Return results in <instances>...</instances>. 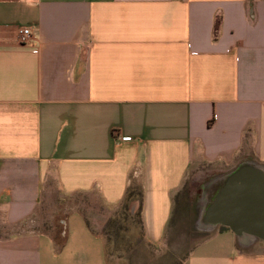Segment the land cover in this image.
Returning a JSON list of instances; mask_svg holds the SVG:
<instances>
[{
    "label": "crops",
    "instance_id": "crops-1",
    "mask_svg": "<svg viewBox=\"0 0 264 264\" xmlns=\"http://www.w3.org/2000/svg\"><path fill=\"white\" fill-rule=\"evenodd\" d=\"M197 162L230 171L195 223L216 180L245 162L264 173V0H0V264H122L133 252L111 254L106 228L125 213L162 255ZM53 184L95 194L102 229L74 202L59 242L29 230ZM200 222L221 228L179 264H264L254 232Z\"/></svg>",
    "mask_w": 264,
    "mask_h": 264
},
{
    "label": "rangeland",
    "instance_id": "rangeland-1",
    "mask_svg": "<svg viewBox=\"0 0 264 264\" xmlns=\"http://www.w3.org/2000/svg\"><path fill=\"white\" fill-rule=\"evenodd\" d=\"M228 169H230L229 166H214L197 162L191 167L189 172H187L183 187H181L179 192L180 196L178 202H189L188 208L182 206L183 209H181L179 208L181 205H178V209L173 211L175 221H173L172 226L174 227L169 230V241L167 242L168 250L161 253L162 255L155 253L151 245H136L134 240L141 234V229L136 217L133 220L132 217H129L128 214L125 213L119 216L118 224L116 223L117 225H115V223L112 225L111 222L113 218L110 216V211L109 227L107 226L106 230L107 234H111L114 243L112 244V242H110V246L112 245L113 247L110 248L109 252L114 254V256L121 254L123 257H125L127 253L133 252L123 261H120L122 264L127 262L130 264H179L178 259L183 258L194 243L202 239L205 235L212 234L216 229L221 228L216 227V229L212 231H209L210 229L201 228L199 222L204 221V216L198 220V223L195 222L197 216L199 218L200 214H202L201 210L204 207L203 203H200V197L205 188V184L216 176H219V174L223 175L226 171H230ZM71 203L81 207L94 229H102V224L108 218V212L103 209L101 200L95 194L86 193L66 197L59 194L55 184L52 185L50 193L47 191V188H45L42 202L39 207H37L35 214L27 221V228L34 231L40 230L54 237L60 232L62 227L61 220L65 216V210L62 208L65 207L66 204ZM197 206L200 207L198 213L196 211ZM92 214L94 217H92ZM2 226H0V235H6V228ZM252 247H259L256 250L264 253L263 241L255 243ZM169 249L172 251H169ZM169 252L173 254H169Z\"/></svg>",
    "mask_w": 264,
    "mask_h": 264
},
{
    "label": "water",
    "instance_id": "water-1",
    "mask_svg": "<svg viewBox=\"0 0 264 264\" xmlns=\"http://www.w3.org/2000/svg\"><path fill=\"white\" fill-rule=\"evenodd\" d=\"M211 185L206 199L204 221L241 229L264 240V174L254 163L239 164ZM248 217V218H247Z\"/></svg>",
    "mask_w": 264,
    "mask_h": 264
},
{
    "label": "built area",
    "instance_id": "built-area-1",
    "mask_svg": "<svg viewBox=\"0 0 264 264\" xmlns=\"http://www.w3.org/2000/svg\"><path fill=\"white\" fill-rule=\"evenodd\" d=\"M16 32H17V41L20 43V44H27L30 42L31 40V36H32V33H31V30L27 27H19L16 29Z\"/></svg>",
    "mask_w": 264,
    "mask_h": 264
},
{
    "label": "trees",
    "instance_id": "trees-1",
    "mask_svg": "<svg viewBox=\"0 0 264 264\" xmlns=\"http://www.w3.org/2000/svg\"><path fill=\"white\" fill-rule=\"evenodd\" d=\"M219 24H220V19L217 18L216 20V23H215V29H214V39L217 37V31H218V28H219ZM210 124V122H209ZM64 228L61 227V230L60 232H58L53 238V240H56L57 242H59V240H62L64 237Z\"/></svg>",
    "mask_w": 264,
    "mask_h": 264
},
{
    "label": "bare ground",
    "instance_id": "bare-ground-1",
    "mask_svg": "<svg viewBox=\"0 0 264 264\" xmlns=\"http://www.w3.org/2000/svg\"><path fill=\"white\" fill-rule=\"evenodd\" d=\"M201 224H203V223L201 222ZM204 226H205L204 224L201 225V228H203V229H204V228H206V229L209 228V227H207V226H205V227H204ZM198 228H199V227H198Z\"/></svg>",
    "mask_w": 264,
    "mask_h": 264
}]
</instances>
